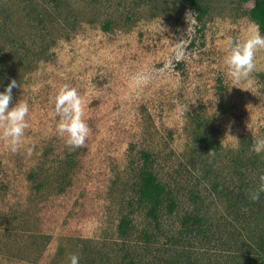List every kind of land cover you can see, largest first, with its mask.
Segmentation results:
<instances>
[{
  "label": "rangeland",
  "instance_id": "rangeland-1",
  "mask_svg": "<svg viewBox=\"0 0 264 264\" xmlns=\"http://www.w3.org/2000/svg\"><path fill=\"white\" fill-rule=\"evenodd\" d=\"M251 7L0 0V91L16 79L9 108H30L15 152L0 122V264H264V194L248 198L264 174V49L248 81L225 63L228 40L259 29ZM64 84L90 128L75 150L57 131ZM142 168L165 190L156 218Z\"/></svg>",
  "mask_w": 264,
  "mask_h": 264
},
{
  "label": "clouds",
  "instance_id": "clouds-1",
  "mask_svg": "<svg viewBox=\"0 0 264 264\" xmlns=\"http://www.w3.org/2000/svg\"><path fill=\"white\" fill-rule=\"evenodd\" d=\"M259 49H264V35L258 28L251 30L246 39L228 40V53L225 63L228 67L229 77L236 83L242 80L248 81L250 74L255 69V56ZM149 77L142 76L137 79L141 84L147 81ZM16 79H12L3 91H0V122L3 123L2 136L5 138L11 150L17 151L23 143L25 129L28 128L26 117L30 108L26 101H18L9 108L13 100V88L18 87ZM54 111L60 117L57 125V131L65 136V143L71 150L84 146L89 136L90 128L84 116L83 100L77 89L68 84H64L57 92L54 100ZM252 150L256 153L264 152V137L257 138L253 142ZM32 147L27 149L28 155H31ZM259 185L249 190L248 198L255 202L261 199L264 194V174L259 177ZM80 257L76 254L70 256V264H79Z\"/></svg>",
  "mask_w": 264,
  "mask_h": 264
},
{
  "label": "trees",
  "instance_id": "trees-1",
  "mask_svg": "<svg viewBox=\"0 0 264 264\" xmlns=\"http://www.w3.org/2000/svg\"><path fill=\"white\" fill-rule=\"evenodd\" d=\"M191 3L194 0H189ZM252 7L250 9L251 16L258 22L259 29L264 32V0H251ZM145 158L148 154L143 153ZM164 187L158 182L155 175L148 169L142 168L139 171V187H138V200L147 207L146 213L152 218H156L157 209L162 203L164 195ZM168 210H172L173 203L167 204ZM127 219L121 220L119 228L124 232L128 226ZM260 248L264 251V239L260 242Z\"/></svg>",
  "mask_w": 264,
  "mask_h": 264
}]
</instances>
